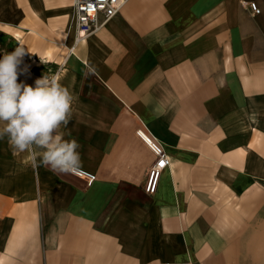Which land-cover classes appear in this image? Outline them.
<instances>
[{
	"label": "crops",
	"instance_id": "0c3cea01",
	"mask_svg": "<svg viewBox=\"0 0 264 264\" xmlns=\"http://www.w3.org/2000/svg\"><path fill=\"white\" fill-rule=\"evenodd\" d=\"M72 1L0 0V53L77 98L61 131L96 178L0 139V264H264V0H129L69 52ZM138 128L169 158L153 194Z\"/></svg>",
	"mask_w": 264,
	"mask_h": 264
},
{
	"label": "clouds",
	"instance_id": "9594fccd",
	"mask_svg": "<svg viewBox=\"0 0 264 264\" xmlns=\"http://www.w3.org/2000/svg\"><path fill=\"white\" fill-rule=\"evenodd\" d=\"M26 51L17 47L0 57V139L7 137L14 155L27 153L33 168L55 174H79L82 159L75 139H64L62 127L71 120L77 98L59 83V76H41L34 86L18 83L28 71ZM85 76L96 69L87 65Z\"/></svg>",
	"mask_w": 264,
	"mask_h": 264
},
{
	"label": "built area",
	"instance_id": "2783aa9c",
	"mask_svg": "<svg viewBox=\"0 0 264 264\" xmlns=\"http://www.w3.org/2000/svg\"><path fill=\"white\" fill-rule=\"evenodd\" d=\"M129 0H73L74 12V41L73 45L69 48L72 52L74 47L87 39L90 35L98 32L111 18L119 13L122 7ZM248 7L253 15L259 13L258 5L250 1ZM137 135L146 143L154 154V161L147 169L145 178L142 184L143 190L148 194L156 192L160 175L162 170L169 164V158L163 146L153 137L146 134L143 128L136 129ZM88 183H91L95 178V174L81 170L79 174ZM165 264H192L189 260L167 262Z\"/></svg>",
	"mask_w": 264,
	"mask_h": 264
},
{
	"label": "rangeland",
	"instance_id": "374dc122",
	"mask_svg": "<svg viewBox=\"0 0 264 264\" xmlns=\"http://www.w3.org/2000/svg\"><path fill=\"white\" fill-rule=\"evenodd\" d=\"M3 55L0 53V57H2Z\"/></svg>",
	"mask_w": 264,
	"mask_h": 264
}]
</instances>
